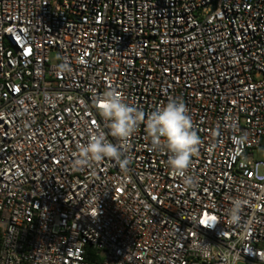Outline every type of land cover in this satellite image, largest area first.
I'll list each match as a JSON object with an SVG mask.
<instances>
[{
    "label": "built area",
    "instance_id": "2783aa9c",
    "mask_svg": "<svg viewBox=\"0 0 264 264\" xmlns=\"http://www.w3.org/2000/svg\"><path fill=\"white\" fill-rule=\"evenodd\" d=\"M111 88L186 105L195 186L144 124L75 165ZM263 141L264 0H0V264H264Z\"/></svg>",
    "mask_w": 264,
    "mask_h": 264
},
{
    "label": "clouds",
    "instance_id": "9594fccd",
    "mask_svg": "<svg viewBox=\"0 0 264 264\" xmlns=\"http://www.w3.org/2000/svg\"><path fill=\"white\" fill-rule=\"evenodd\" d=\"M95 106L109 131L106 133L103 128L89 129L87 143L78 147L76 166L108 158L126 170L129 160L124 154L122 142H126L144 124L151 150L166 153L170 170L183 179L185 186H195L197 181L187 174V170L198 151L200 138L193 130L191 116L181 100L169 99L166 104L146 115L143 110L126 103L121 93L111 88L96 99ZM108 135L115 138L117 143L111 142ZM244 139L246 137H242L241 142ZM239 212L240 205L237 204L232 209L234 219H239ZM225 264H232V261L225 258Z\"/></svg>",
    "mask_w": 264,
    "mask_h": 264
},
{
    "label": "rangeland",
    "instance_id": "374dc122",
    "mask_svg": "<svg viewBox=\"0 0 264 264\" xmlns=\"http://www.w3.org/2000/svg\"><path fill=\"white\" fill-rule=\"evenodd\" d=\"M255 159L264 160V149H259L255 151ZM239 264H246V263H239Z\"/></svg>",
    "mask_w": 264,
    "mask_h": 264
},
{
    "label": "trees",
    "instance_id": "16d2710c",
    "mask_svg": "<svg viewBox=\"0 0 264 264\" xmlns=\"http://www.w3.org/2000/svg\"><path fill=\"white\" fill-rule=\"evenodd\" d=\"M262 148H264V141H263V143H262ZM89 250L91 251V249H89ZM90 251H89V252H90ZM89 255H90V253H89ZM88 260H89V261H94V259H92V257H90V256L88 257Z\"/></svg>",
    "mask_w": 264,
    "mask_h": 264
}]
</instances>
